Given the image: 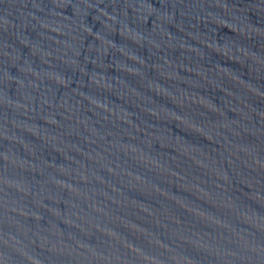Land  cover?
<instances>
[{"label":"water","instance_id":"water-1","mask_svg":"<svg viewBox=\"0 0 264 264\" xmlns=\"http://www.w3.org/2000/svg\"><path fill=\"white\" fill-rule=\"evenodd\" d=\"M0 264H264V0H0Z\"/></svg>","mask_w":264,"mask_h":264}]
</instances>
